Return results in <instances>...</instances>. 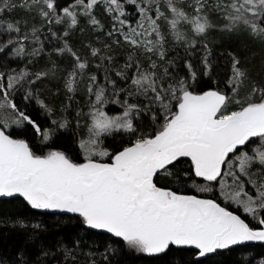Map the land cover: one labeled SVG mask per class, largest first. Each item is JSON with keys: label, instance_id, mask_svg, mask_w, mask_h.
<instances>
[{"label": "snow or ice", "instance_id": "obj_1", "mask_svg": "<svg viewBox=\"0 0 264 264\" xmlns=\"http://www.w3.org/2000/svg\"><path fill=\"white\" fill-rule=\"evenodd\" d=\"M0 204V264H264V0H0Z\"/></svg>", "mask_w": 264, "mask_h": 264}, {"label": "trees", "instance_id": "obj_2", "mask_svg": "<svg viewBox=\"0 0 264 264\" xmlns=\"http://www.w3.org/2000/svg\"><path fill=\"white\" fill-rule=\"evenodd\" d=\"M243 55V53H241ZM19 210L15 204H0V212H12ZM78 225L72 221L50 220L49 221V238L55 239L57 234L70 236L77 230ZM14 243V237L11 234H5L0 230V249H10ZM122 264H143V261L133 254L125 253L121 256ZM226 261L228 257L224 258Z\"/></svg>", "mask_w": 264, "mask_h": 264}]
</instances>
